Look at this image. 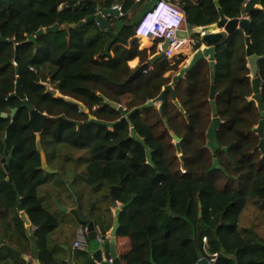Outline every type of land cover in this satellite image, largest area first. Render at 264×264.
I'll list each match as a JSON object with an SVG mask.
<instances>
[{
  "label": "trees",
  "instance_id": "trees-1",
  "mask_svg": "<svg viewBox=\"0 0 264 264\" xmlns=\"http://www.w3.org/2000/svg\"><path fill=\"white\" fill-rule=\"evenodd\" d=\"M173 1L184 9L190 28L218 22L220 8L226 17L239 18L248 0H218L220 6L216 0ZM142 3L0 0V36L5 39L0 41V216L11 215L10 236L28 243L19 200L35 204L30 212L42 251L41 262L62 264L45 250L48 228L44 227L51 215L38 191L47 176L40 167L41 153L29 125V104L50 115L41 135L54 144L51 161L63 150V156L70 160L72 152L64 147L90 151L86 181L97 197L89 205L103 234L113 224L111 187H115L119 202L131 201L120 214L117 245L122 264H196L198 252L209 260L217 253L212 260L215 264H264V158L255 150L259 136L252 130L260 112L256 102L248 99L253 94L251 71L241 30L217 48L216 103L223 120L218 130L221 148L217 153L207 146V129L213 114L210 73L204 64L186 73L176 89L182 110L174 95L168 94L163 114L156 106L143 108L113 130L97 123L78 128L69 121H87L90 116L119 120L124 110L129 112L159 96L168 84L166 73L178 72L180 62L186 59L184 54L173 63L162 59L146 76L127 82L132 72L129 62L137 57L141 62L149 59L148 52L139 48L136 34L143 12L137 19L132 17ZM120 4L119 16H108L110 28L102 29L96 22H87L81 28L72 26L97 14L100 7ZM261 5L249 17L254 52L261 57L259 76L264 84V0ZM112 17L122 20L117 29L112 26ZM55 24L60 25L58 31L27 42L40 28ZM191 37L195 51L201 44L197 35ZM18 78L26 95L24 100L11 96ZM48 87L58 93H49ZM262 94L264 98V86ZM64 96L81 101L88 111ZM103 96L120 107L107 104ZM16 107L18 113L12 118L11 111ZM132 127L153 150V163L147 162L145 146L130 137ZM173 134L181 140L182 157L177 154ZM58 145L65 146L58 149ZM6 148L12 156L9 170L1 161ZM214 158L219 159L221 168L209 170ZM14 171L20 177L19 183ZM104 203L110 212L109 220L107 215L97 216L96 207ZM38 212L43 215L40 219ZM9 258L0 253V264L13 259L17 264H26L18 250Z\"/></svg>",
  "mask_w": 264,
  "mask_h": 264
},
{
  "label": "water",
  "instance_id": "water-1",
  "mask_svg": "<svg viewBox=\"0 0 264 264\" xmlns=\"http://www.w3.org/2000/svg\"><path fill=\"white\" fill-rule=\"evenodd\" d=\"M217 6H220V3L218 0H216ZM259 6H261V0H248L244 7V13L250 14L252 11L257 9ZM120 12L118 9L112 7H100L99 12L97 14L88 16L86 19H83L79 23L72 24L73 27L81 28L83 27L87 22H96L102 29L110 28V20L108 18L109 15H115L119 16ZM60 29L59 24H55L53 26H49L46 28H40L34 35H31L28 37L27 42L29 41H36L38 36H42L46 32H56ZM237 30H241L244 33L245 36V44H246V54H247V61L248 66L251 70V85H252V100L256 102V105L258 107V110L260 112V119L258 121V124L252 128V130L259 136V142L257 146L255 147V150H259L261 153V156L264 158V98L262 94V88L264 84L262 83L260 76H259V61L260 58L257 54L254 52L253 43L251 39V33H252V22L250 17L242 16L239 18H228L225 16L222 8H220V19L218 22L206 25V26H198V27H190L188 32L185 33H179L182 37L197 35L199 37V42L201 46L196 49V51L191 54V57L188 61V63L180 69L178 73L173 75L172 82L165 85L161 94L157 96L154 99L149 100L147 103L135 107L131 111L124 110V116L115 121H107L103 119H96L92 116L87 121L82 120H69L77 125L78 128L82 127L84 124H91V123H97L99 125L106 126L110 130L114 129L120 122L124 121L125 119H130V117L137 111L142 110L143 108L153 107L156 106V104L159 102V108L162 112L164 104L167 100V92H172L175 97V103L176 105L182 110V106L180 102L176 99L175 94V86L178 83L179 80L183 79L185 77V74L188 73L191 69H193L199 62L207 59L210 64V75H211V87H210V93L209 98L211 102L212 107V114L213 119L210 123L207 136H208V146L209 148L214 152L217 153V151L221 148L220 141L218 139V130L223 123L222 118L220 117L218 113V107L216 103V98L218 94V89L215 84L216 74H217V48L226 42V40L229 38L230 35L235 33ZM5 40L2 36H0V41ZM169 44V41H166L164 44V48H166ZM165 58L164 53L156 54L149 58L147 61L142 63L140 66H138L133 73L130 74V76L127 79V82H132L136 80L138 77L143 75L144 73L149 72L153 69V66ZM5 67L4 65L1 66ZM17 73H19V70H17ZM49 93H52L56 95L58 93L57 90L48 87L47 90ZM17 95L21 99H26L25 92L23 90V86L21 83L20 78L16 81V88L14 93L11 94V96ZM64 98L72 102L74 104L79 105V107L87 111V106L82 103L81 101H78L72 97L64 96ZM104 101L107 104L112 105L114 108L118 109L120 105L110 100L109 98L103 96ZM29 110V125L32 128L33 132L37 135V148L41 153V168L44 170H48L51 173H57L58 170L52 169L48 166L46 153L44 152L41 144L40 135L43 133L45 122L48 118H50V115H48L46 112H41L38 109H36L32 105H27ZM19 108H13L11 111V116L14 118L18 113ZM4 116L8 117L7 113H3ZM166 124H168L167 119H165ZM130 137L136 138L140 143H142L146 148V156H147V162L153 163L152 160V154L153 150L148 148L144 139L137 133L135 127L131 128V134ZM174 141L176 142V147L178 153H182V147H181V140L177 135H174ZM224 151H228V147L222 148ZM182 157V155H181ZM1 161L3 162L5 168L9 170V164L12 161V157L9 156V150L5 149V156L2 157ZM221 168L220 161L218 158H214L213 164L210 167L209 170L219 169ZM61 175V173H60ZM111 198H112V205L114 207V225L109 233L108 237L103 238V240H100L98 237L97 232V225L93 220L89 219H82V223L87 225L88 230V241L91 244V251L93 258L99 263V264H121V259L117 253L116 249V237L118 235L119 228L121 226L120 223V214L123 208H125L127 205L131 203H125L121 206L119 205V201L116 198L115 195V187H111ZM58 203L59 201L56 200ZM60 204V203H59ZM61 205V204H60ZM62 207V205H61ZM19 208L22 210V199L19 201ZM64 211H67V207H62ZM72 213H75V215H79L76 209L71 210ZM22 218L27 223L28 233H31L30 231V225L29 220L26 219L25 214L22 212ZM33 241L36 242V238L34 236H31ZM40 254V253H39ZM108 254L110 259L105 258V255ZM199 260L196 264H213L209 261H207L206 258L203 257L201 252H198ZM152 259V258H151ZM69 260L72 262V253L69 252ZM38 264H40V261H37ZM28 264H32L28 262Z\"/></svg>",
  "mask_w": 264,
  "mask_h": 264
},
{
  "label": "crops",
  "instance_id": "crops-1",
  "mask_svg": "<svg viewBox=\"0 0 264 264\" xmlns=\"http://www.w3.org/2000/svg\"><path fill=\"white\" fill-rule=\"evenodd\" d=\"M143 3L142 5H140L139 7L143 6H151L152 2L154 0H142ZM171 3H174L176 5H179V3L174 2L173 0H169ZM181 7V6H180ZM262 8V5L259 6L257 9ZM242 16H247L249 17V14H245L244 11L242 13ZM241 16V17H242ZM189 29V27H187ZM185 30L182 27L181 33H184ZM150 45H146L145 47H140L141 50H146L148 48L151 47L152 45V41L149 43ZM191 49V48H190ZM191 52H194V50H191ZM184 55L189 54V50H187L185 53H183ZM193 54V53H192ZM187 64V63H186ZM249 67V66H248ZM251 77V74H250ZM252 79V78H251ZM252 95L249 98H251ZM56 160V159H55ZM56 170H58L57 173H59V170H61L60 168H54ZM62 172V171H61ZM77 177V176H76ZM48 181V180H47ZM47 181L39 188L38 191V196L42 199V203L44 205V207L48 210V212L50 213L48 222L46 223L44 228H48V232L46 235V238L44 239V245H45V250L49 252V254H53V257L60 261V263L62 264H99L92 256V251H91V244L89 243V250L88 251H82L79 250L77 248L74 247V242L76 240L77 237V230L82 226L87 228V225L82 223V219H89V220H93L96 223V219L91 216V208L89 205V202L92 200H95L97 197V194H95L94 192H92L90 189V193H88L86 195V197H90V199H88L86 197L81 196L80 200H76L77 194H75V199L71 196V194H69V192H67L63 186H60V190H57V193L60 195V200L59 197L55 195V193H51L50 196L45 192L47 191L44 190V185L47 184ZM66 185H70V180L65 181ZM75 182V181H73ZM83 189H82V195H83ZM44 198H49V200H45ZM22 199V210H20L19 208V214L21 215L22 212L25 214L26 219L29 220V225H30V231L31 233H28V228H27V223L24 220V224L25 227L27 228V234L29 236V240L30 242H24L21 240V238L19 237L18 239L13 238V236H10V234L13 232V224H12V217L11 215L7 216V217H1L0 216V253H3L7 256L12 258V256L14 255L15 251L18 250L21 257L24 259V261L26 262V264H28V262L32 263V264H38L37 261H40V264H42L41 262V256H42V251L39 248L38 245V241L39 238L36 234V226L33 225L32 223V219H31V212L30 209L33 208V206L35 204H29L28 202L24 203V199ZM56 200H59V202L61 203V205L66 206L68 208L67 211H64V213H66V219H67V223H70V228L67 227V229H60L63 231L59 230V224L57 225L54 216L55 213L54 209H53V204L56 206L57 204H55L54 202H56ZM20 201V200H19ZM53 202V203H52ZM24 203V204H23ZM123 203L119 202V205L121 206ZM89 206V207H88ZM76 209L78 212V216L75 215V213H72L70 211V209ZM111 211H112V227L114 225V207L113 205L110 207ZM71 215H67L70 214ZM42 212H38L36 213V215L38 216V218L40 219ZM107 215V217H106ZM97 216L100 217H106L107 220L110 219V212L107 208V205L103 204L101 205V208L99 210H97ZM22 217V215H21ZM97 227H99V225L96 223ZM112 227L110 228V230L106 233L108 234L106 237L109 236V233L112 229ZM100 228V227H99ZM41 230V228H39ZM101 230V228H100ZM34 236L36 238V242L33 241L32 237ZM117 241L118 238L116 237V249H117V253L121 259V264H122V258L119 252V248L117 245ZM69 252L72 253V262H70L69 260ZM40 253V254H39ZM9 258V259H10ZM105 258L110 259L109 255L106 254ZM7 264V261H4ZM8 264H17L16 260L13 259L11 261H8Z\"/></svg>",
  "mask_w": 264,
  "mask_h": 264
},
{
  "label": "rangeland",
  "instance_id": "rangeland-1",
  "mask_svg": "<svg viewBox=\"0 0 264 264\" xmlns=\"http://www.w3.org/2000/svg\"><path fill=\"white\" fill-rule=\"evenodd\" d=\"M154 2H155V0L151 4H153ZM145 8H147V6L139 7L138 11H136V13L132 17H134V19L139 18V14L141 12H144ZM121 24H122L121 19H117V18L112 17V26H114L117 29ZM138 42H139V48H140V47H145L146 45H150L149 43L151 41L147 40V39H139ZM191 50H193V48L189 49V54H187L186 59L182 61L183 62L182 65L188 63V61L191 57V54L193 53V52H191ZM146 51H147V49H146ZM173 62H171V63H173ZM139 64H141V63H140V58H138V57L129 62V65L132 68L131 73H133V71L139 66ZM176 73H178V72H176ZM175 74L168 72L165 74L164 77H165V79H167L168 83H170L172 81L173 75H175ZM249 99L252 100V97ZM158 105H159V102L156 104L157 108H158ZM5 124L7 125V122H5ZM36 137H37V135H36ZM40 139H41L42 148H43L44 152L46 153V157L48 158V161H49L48 166L51 167L52 169H54V168H60L61 169V170H59V173H51L48 170H45L47 180H48L47 184L44 185L45 186L44 190L47 189L45 194L47 193L50 196L51 193H55V195L58 196L59 200H60V195L57 193V190H60V186H63L64 189L67 192H69V194H71V196L74 199H75V194H77L76 200H80L81 196L86 197V195L88 193H90L89 188L87 186V181H86L87 180L86 178L88 176L87 175V166H88L89 160L91 159L90 151L88 149L78 150V149L72 148L70 146L64 147L65 145H63V146L58 145V146H56L58 149H60V148L62 149L64 147V149H66L67 151L72 152V157L70 158L69 161L66 160L67 157L63 156V153H65V150H63L61 152V154H59V153L57 154L58 158L56 160L51 161L50 157H52V154L54 151V149H53L54 144L50 138L45 137L44 135H40ZM255 139H257V138H255ZM173 142H174V140H173ZM36 145H37V138H36ZM51 146H53V147H51ZM177 154L180 156V153H177ZM56 157L57 156H55V158ZM60 173H61V175H60ZM13 175H14V178L17 179V182L19 183L18 179L20 177H19L18 173H16L14 171ZM67 180H70V185L69 184L66 185L65 181H67ZM73 181H75V182H73ZM82 189H83V192H85V193H83V195L81 194ZM44 199L49 200V198H44ZM88 199L91 200L90 197L87 198V201H88ZM92 201H94V200H92ZM54 203L57 204L56 206L53 204L54 212H56L54 219L57 222L56 224L60 225L59 230L60 229H67V227L70 228V226H69L70 223H67L68 221L66 219V217H67L66 213H64L63 208H62L64 205L61 207L60 202H58V203L54 202ZM104 204L107 205L106 203H104ZM64 207H66V206H64ZM89 208H91V206ZM100 208H101V206L98 205L96 207V210H99ZM71 210L72 209H70V211ZM67 215H71V213L67 214ZM60 231H63V230H60Z\"/></svg>",
  "mask_w": 264,
  "mask_h": 264
},
{
  "label": "built area",
  "instance_id": "built-area-1",
  "mask_svg": "<svg viewBox=\"0 0 264 264\" xmlns=\"http://www.w3.org/2000/svg\"><path fill=\"white\" fill-rule=\"evenodd\" d=\"M140 1V0H138ZM169 10L172 15L178 18V22L181 23V28L183 27L185 32H188L187 28V20H186V13L183 8H181L179 5H176L174 3L169 4ZM114 8L118 9L120 12L122 10V5H116ZM153 12L156 11V8L152 10ZM152 11H148L147 14H150ZM144 21V18L141 22ZM160 30L155 31V36H159L161 39H155V36L151 37L152 45L150 48H148L150 53V57L159 54L161 52H164V55L169 58V61L173 62L174 59L178 58L180 54L185 53L187 50L193 47L194 45V39L191 37H180L179 31H177L175 28H167L166 26H160ZM166 41H169V44L166 48H164V44ZM98 237L100 240H103L108 234L104 235L99 227H97ZM88 230L85 227H80L77 230V237L74 242V247L82 250V251H88L89 250V241H88ZM205 241H207V238H204ZM217 256V253H214L212 260L214 261ZM207 259V261H212ZM212 261V262H213Z\"/></svg>",
  "mask_w": 264,
  "mask_h": 264
},
{
  "label": "clouds",
  "instance_id": "clouds-1",
  "mask_svg": "<svg viewBox=\"0 0 264 264\" xmlns=\"http://www.w3.org/2000/svg\"><path fill=\"white\" fill-rule=\"evenodd\" d=\"M169 4H170L169 0H155V2L151 5V7L149 9H147L145 12L142 13V15L139 18V22H138V24L136 26V33H137V36H138L139 39L150 40L151 37H153V35L154 36L156 35L155 34L156 30L161 31L160 30V26L161 25L162 26L164 25L167 28H175L177 31H179V33L181 32V30H182L181 23L178 22V18L177 17H175L174 15H172L170 13V10H169V6L170 5ZM154 8H156V11L153 12L152 10ZM148 11H152V12L150 14H147ZM143 18H144V21L141 22ZM186 20H187V18H186ZM187 27H188V24H187ZM180 37H182V36H180ZM189 37H191V36H189ZM155 39H161V38L159 36H155ZM147 52L149 54V58H151L150 57V53L151 52H149L148 49H147ZM164 59H167L169 61V58H167L166 56H165ZM87 111H88V109H87ZM87 111H85V112H87ZM104 235H106V234H104ZM211 263L215 264L212 261H211Z\"/></svg>",
  "mask_w": 264,
  "mask_h": 264
},
{
  "label": "flooded vegetation",
  "instance_id": "flooded-vegetation-1",
  "mask_svg": "<svg viewBox=\"0 0 264 264\" xmlns=\"http://www.w3.org/2000/svg\"><path fill=\"white\" fill-rule=\"evenodd\" d=\"M140 63L142 64V63H144V62H141V59H140ZM141 64H139V66L141 65ZM157 64V63H156ZM155 64V65H156ZM183 64V62H180V64H179V70H178V72L180 71V69L182 68V66H184V65H186V64H184V65H182ZM198 64H204V65H206V66H208V68H209V73H210V64H209V61L207 60V59H205V60H203V61H201V62H199ZM197 64V65H198ZM155 65L153 66V69H154V67H155ZM196 65V66H197ZM153 69L152 70H150L149 72H147V73H144L143 75H141L140 77H142V76H146L148 73H150L151 71H153ZM140 77H138V78H140ZM137 78V79H138ZM136 79V80H137ZM135 81V80H134ZM133 82V81H132ZM172 82V81H171ZM170 82V83H171ZM210 82H211V75H210ZM181 83V80H179L178 81V83L176 84V86H175V93H176V89L178 88V86H179V84ZM169 84V83H168ZM167 85V84H166ZM210 87H211V83H210ZM162 92V91H161ZM209 93H210V89H209ZM161 94V93H160ZM168 94H172L173 95V93L172 92H167V98H168ZM177 99V98H176ZM178 100V99H177ZM209 101H210V98H209ZM166 102H167V100H166ZM166 104V103H165ZM165 104H164V106H165ZM210 104H211V102H210ZM158 107H159V105H158ZM164 108V107H163ZM160 109V108H159ZM161 111V110H160ZM162 114H163V110H162V112H161ZM212 119H213V115H212ZM164 121H165V119H164ZM212 121V120H211ZM166 123V122H165ZM167 125V127L169 128V125L168 124H166ZM210 126V125H209ZM208 129H209V127H208ZM208 129H207V132H208ZM35 134V133H34ZM36 135V134H35ZM173 138H174V134H173ZM207 138H208V136H207ZM175 142V141H174ZM175 144H176V142H175ZM207 146H208V141H207ZM209 147V146H208ZM9 156H10V151H9ZM10 157H12V156H10Z\"/></svg>",
  "mask_w": 264,
  "mask_h": 264
}]
</instances>
